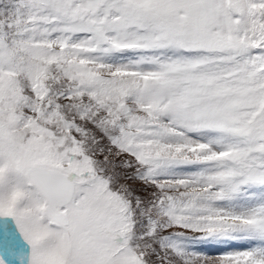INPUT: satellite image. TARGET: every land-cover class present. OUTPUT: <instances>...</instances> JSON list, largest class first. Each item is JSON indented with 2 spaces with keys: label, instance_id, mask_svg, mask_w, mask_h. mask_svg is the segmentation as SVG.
Listing matches in <instances>:
<instances>
[{
  "label": "snow or ice",
  "instance_id": "snow-or-ice-1",
  "mask_svg": "<svg viewBox=\"0 0 264 264\" xmlns=\"http://www.w3.org/2000/svg\"><path fill=\"white\" fill-rule=\"evenodd\" d=\"M0 264H264V0H0Z\"/></svg>",
  "mask_w": 264,
  "mask_h": 264
}]
</instances>
